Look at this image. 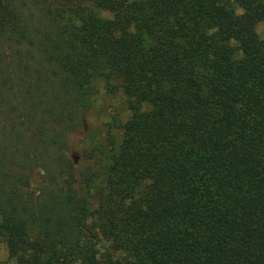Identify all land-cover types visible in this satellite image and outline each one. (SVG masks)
<instances>
[{"label":"trees","instance_id":"obj_1","mask_svg":"<svg viewBox=\"0 0 264 264\" xmlns=\"http://www.w3.org/2000/svg\"><path fill=\"white\" fill-rule=\"evenodd\" d=\"M262 22L264 0H0L14 264H264ZM99 85L129 116L79 149Z\"/></svg>","mask_w":264,"mask_h":264},{"label":"rangeland","instance_id":"obj_2","mask_svg":"<svg viewBox=\"0 0 264 264\" xmlns=\"http://www.w3.org/2000/svg\"><path fill=\"white\" fill-rule=\"evenodd\" d=\"M107 16L106 13H104ZM256 33L260 39L264 38V22L256 27ZM95 95L91 109L85 117V128L79 137L72 140V145L79 149L98 148L107 134H115V125L124 122L129 116L124 97L121 93H107L100 85ZM78 140H80L78 142ZM75 149V148H74ZM75 156V155H74ZM102 163V162H101ZM42 174V172H40ZM39 181L38 175H33L32 187ZM0 264H14L7 256L3 244L0 243Z\"/></svg>","mask_w":264,"mask_h":264}]
</instances>
